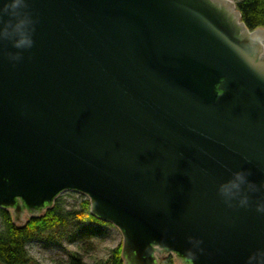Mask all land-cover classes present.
I'll return each mask as SVG.
<instances>
[{"label": "water", "instance_id": "obj_1", "mask_svg": "<svg viewBox=\"0 0 264 264\" xmlns=\"http://www.w3.org/2000/svg\"><path fill=\"white\" fill-rule=\"evenodd\" d=\"M26 11L31 47L0 39V207L13 221L72 190L120 230L123 264H264V27L231 0ZM237 172L253 187L226 199Z\"/></svg>", "mask_w": 264, "mask_h": 264}, {"label": "trees", "instance_id": "obj_2", "mask_svg": "<svg viewBox=\"0 0 264 264\" xmlns=\"http://www.w3.org/2000/svg\"><path fill=\"white\" fill-rule=\"evenodd\" d=\"M240 18L248 29L264 27V0H234ZM0 263L1 264H41L33 260L26 249V243L38 238L44 232L60 230L68 240L103 236L104 226L109 221L102 220L90 212V201L82 195L77 207L66 209L59 197L51 206L36 216H27L22 225L15 223L11 212L0 207ZM121 242L112 247L105 258L86 262L78 251L68 250L64 264H123ZM160 264H179L173 254L159 258Z\"/></svg>", "mask_w": 264, "mask_h": 264}, {"label": "rangeland", "instance_id": "obj_3", "mask_svg": "<svg viewBox=\"0 0 264 264\" xmlns=\"http://www.w3.org/2000/svg\"><path fill=\"white\" fill-rule=\"evenodd\" d=\"M82 195L84 194L72 190H63L56 197H59L64 207L68 209L77 207ZM104 229L103 236L76 240H68L66 234L60 230L47 231L38 238L28 241L26 249L30 257L41 264H64L68 250L78 251L86 262H92L105 258L109 250L122 240L120 230L112 223L105 225Z\"/></svg>", "mask_w": 264, "mask_h": 264}, {"label": "clouds", "instance_id": "obj_4", "mask_svg": "<svg viewBox=\"0 0 264 264\" xmlns=\"http://www.w3.org/2000/svg\"><path fill=\"white\" fill-rule=\"evenodd\" d=\"M27 0H2L0 3V39H11L13 47L17 49L31 47L32 20L26 11ZM18 59V56L12 57ZM253 186L242 172L234 173L232 178L220 187L221 194L226 198H234L242 191L243 186ZM247 203V198L241 200ZM258 211H264V206H258Z\"/></svg>", "mask_w": 264, "mask_h": 264}]
</instances>
